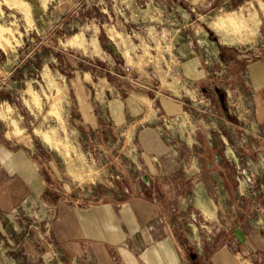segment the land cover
<instances>
[{
  "label": "rangeland",
  "instance_id": "1",
  "mask_svg": "<svg viewBox=\"0 0 264 264\" xmlns=\"http://www.w3.org/2000/svg\"><path fill=\"white\" fill-rule=\"evenodd\" d=\"M134 6L147 15L153 9L163 11L160 31H152L155 46L136 33L156 19L145 16L137 22L136 16H130ZM109 11L114 13L112 19L124 20L125 33L114 26L116 21L107 24L110 20L105 12ZM106 30L118 52L124 51L128 59L132 56L125 48L127 43L136 49L135 43L141 42L143 49L134 51L139 60H130L135 69L142 71L143 61L164 63L168 59V65L158 66L160 78L155 77L154 86L146 90L150 97L138 94L148 108V117L155 115L158 133L182 165L188 164L184 144L191 130L196 133L205 121L218 115L226 118L230 132L236 127L247 143L248 118L258 95L247 65L264 55V0H0V142L5 135V141L18 143L17 148L35 149L45 171L62 173L60 182L50 180L51 187L66 183L75 188L78 197H85L90 186L134 185L143 169L136 133L113 130L110 122L104 130H88L76 114L70 80L78 74H93V93H103L105 77L123 90L130 88L117 75L125 76L123 61L109 51ZM186 42L194 44L209 63L210 100L223 95L217 102L224 105V113L207 117L200 104H192L194 91L199 90L194 82H169L179 76L178 68L170 64L174 46ZM104 61L116 63L114 74L105 73L108 64ZM234 74L243 75L242 85L234 82ZM154 90L164 94L166 111L156 109L161 95L156 97ZM176 105H180L178 110ZM237 166V182L244 181L246 188L250 184L244 171L251 172V161ZM29 225L27 217L14 219L0 213V264H81L53 243L31 242L37 252L30 254ZM191 247L194 252L199 250L197 242Z\"/></svg>",
  "mask_w": 264,
  "mask_h": 264
},
{
  "label": "crops",
  "instance_id": "2",
  "mask_svg": "<svg viewBox=\"0 0 264 264\" xmlns=\"http://www.w3.org/2000/svg\"><path fill=\"white\" fill-rule=\"evenodd\" d=\"M130 11L137 22L145 16L156 19L136 33L155 46L152 31H160L163 11L153 9L147 15L135 6ZM109 12H105L110 20L107 24L116 21L114 26L125 33L124 20L112 19L114 13ZM105 33L107 45L115 52L109 51L123 61L125 76L117 75L130 88L123 90L105 77L103 93H93L91 72L74 76L70 86L78 105L76 114L88 130H104L110 122L113 130L136 133L138 158L143 162L136 184L126 187L112 182L107 189L90 186L85 197H78L75 188L66 183L53 188L50 180L60 182L62 173L45 171L35 149L17 148L18 143L5 141L4 135L0 142V213L28 218L30 254L37 252L31 242L53 243L81 264H264V55L247 65L258 95L248 118L251 125L246 143L236 127L230 132L226 118L218 115L225 111L217 102L223 95L210 100V66L205 56L190 42L174 46V62L169 59L179 76L169 82H194L199 90L194 91L192 104H200L207 117L209 113L218 115L205 121L196 133L191 130L184 144L188 164L182 165L158 133L155 115L148 117V108L138 94L147 99L146 90L154 86L155 77L160 78L159 64L168 65V59L164 63L143 61L142 71L135 69L130 60H139L134 51L143 49L141 42L135 43L136 49L127 43L125 48L132 56L128 59L124 51L118 52L109 31ZM106 63L105 73L114 74L116 63ZM136 74L138 78H134ZM241 76L234 74V82L240 83ZM155 92L156 97L161 95L162 104L156 109L166 111L164 94ZM246 160L251 161L255 183L245 188L244 181L237 182L235 168ZM194 241L199 245L196 259L190 256Z\"/></svg>",
  "mask_w": 264,
  "mask_h": 264
},
{
  "label": "built area",
  "instance_id": "3",
  "mask_svg": "<svg viewBox=\"0 0 264 264\" xmlns=\"http://www.w3.org/2000/svg\"><path fill=\"white\" fill-rule=\"evenodd\" d=\"M244 176H245V178L247 179L246 181L249 183V184H254L255 183V181H253V179H252V177H254L253 175H252V173H250V172H247V171H244ZM251 182V183H250Z\"/></svg>",
  "mask_w": 264,
  "mask_h": 264
},
{
  "label": "water",
  "instance_id": "4",
  "mask_svg": "<svg viewBox=\"0 0 264 264\" xmlns=\"http://www.w3.org/2000/svg\"><path fill=\"white\" fill-rule=\"evenodd\" d=\"M110 48H111V51H114V49H113L112 47H110ZM114 52H115V51H114ZM190 256H191L193 259H196V258L198 257V253L192 251V252L190 253Z\"/></svg>",
  "mask_w": 264,
  "mask_h": 264
}]
</instances>
